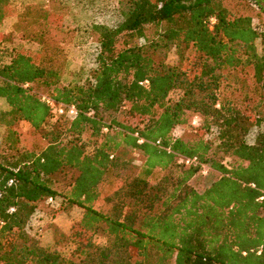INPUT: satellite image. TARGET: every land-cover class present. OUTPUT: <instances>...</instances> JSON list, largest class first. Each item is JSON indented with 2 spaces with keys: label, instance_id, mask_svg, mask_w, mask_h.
<instances>
[{
  "label": "trees",
  "instance_id": "obj_1",
  "mask_svg": "<svg viewBox=\"0 0 264 264\" xmlns=\"http://www.w3.org/2000/svg\"><path fill=\"white\" fill-rule=\"evenodd\" d=\"M221 1L119 0L115 26L88 29L89 76L67 85V51L51 34L60 15L22 10L14 32L38 51L0 60V264H264V0H243V13ZM10 12L0 0V24ZM173 49L180 63L170 66ZM43 96L78 114L27 148L17 126L43 128ZM193 118L196 136L175 137ZM123 148L142 156L136 171ZM64 170L77 175L60 191L54 176ZM210 170L218 179L196 191L190 181ZM49 199L82 210L69 258L27 231Z\"/></svg>",
  "mask_w": 264,
  "mask_h": 264
},
{
  "label": "rangeland",
  "instance_id": "obj_2",
  "mask_svg": "<svg viewBox=\"0 0 264 264\" xmlns=\"http://www.w3.org/2000/svg\"><path fill=\"white\" fill-rule=\"evenodd\" d=\"M119 0H10L11 12L0 24V60L2 63H8L14 49H28L32 52H37L38 47L31 42L20 39L14 32V24L17 21V16L27 6L42 5L61 17V29L55 33L52 29L51 34L64 43L67 51V63L64 70L62 84H73L83 82L90 74L94 62V46L89 40L87 32L90 25L94 23L104 24L113 27L119 21L117 14V4ZM222 5L227 9L243 13L249 9L246 1L243 0H222ZM255 15L256 11H252ZM261 23L255 19L254 25H264V16L260 17ZM258 53L264 50V44L258 40L256 42ZM180 55L176 49L169 52L166 63L170 66L180 63ZM7 106L4 100L0 99V111H6ZM118 120H123L122 114L117 115ZM182 127L175 131V137H181L184 140L193 139L196 136L194 125ZM64 118L48 119L46 124L40 131H33L26 122L18 124V130L21 134V139L25 147L34 148L43 146L45 143L42 139V134L49 131L51 128H57L61 125ZM264 131V124L261 127ZM4 129L0 127V137ZM253 132L248 135L247 142L253 141ZM92 140L89 142L88 151L92 150ZM122 159L130 161L129 170L136 171L143 161L139 153L132 152L129 149L123 148L118 153ZM77 173L64 170L62 173L54 176L55 187L57 190H64L66 185L70 183ZM160 173L150 179L154 184L159 178ZM218 173L210 170L198 173L190 181V185L198 192L206 189L213 181L218 179ZM82 210L78 207L60 211L58 203L42 202L35 214L32 216L28 226V233L37 239L42 245L57 249L63 256L69 258L73 254L74 246L70 240L72 229L81 218Z\"/></svg>",
  "mask_w": 264,
  "mask_h": 264
},
{
  "label": "built area",
  "instance_id": "obj_3",
  "mask_svg": "<svg viewBox=\"0 0 264 264\" xmlns=\"http://www.w3.org/2000/svg\"><path fill=\"white\" fill-rule=\"evenodd\" d=\"M211 24H213L215 21L214 19L210 20ZM148 84V81H142L139 83L140 86H145ZM41 100L49 107L50 109V119L54 118H66V119H73L77 116L78 112L76 111L74 106H67L61 103H57L53 99L43 96ZM197 119L195 118L193 120V123H196ZM104 132H107V128L103 129ZM135 137H137V134H135ZM143 142L142 139L138 140V143L141 144ZM157 146L159 145V142L155 143ZM182 164L185 167L189 166H196L198 164V161L196 158H183L181 159ZM253 187V185H251ZM48 202H52V199H49Z\"/></svg>",
  "mask_w": 264,
  "mask_h": 264
}]
</instances>
